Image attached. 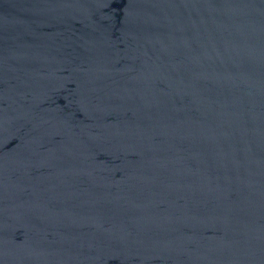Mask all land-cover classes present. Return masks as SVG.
Masks as SVG:
<instances>
[{
    "label": "water",
    "instance_id": "obj_1",
    "mask_svg": "<svg viewBox=\"0 0 264 264\" xmlns=\"http://www.w3.org/2000/svg\"><path fill=\"white\" fill-rule=\"evenodd\" d=\"M0 264H264V0H0Z\"/></svg>",
    "mask_w": 264,
    "mask_h": 264
}]
</instances>
